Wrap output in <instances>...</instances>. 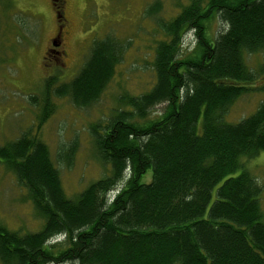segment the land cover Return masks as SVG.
<instances>
[{"label":"trees","instance_id":"16d2710c","mask_svg":"<svg viewBox=\"0 0 264 264\" xmlns=\"http://www.w3.org/2000/svg\"><path fill=\"white\" fill-rule=\"evenodd\" d=\"M160 9L156 2L147 13ZM216 20L223 29L212 35ZM158 28L165 39L155 51L153 88L122 96L113 116L91 127L108 177L69 198L33 130L0 147L44 220L25 235L0 226L1 264H264L261 188L243 162L264 152V102L237 124L225 120L240 98L264 93L255 86L264 65L246 63L264 52V0H189ZM189 34L194 48L185 54ZM128 48L113 35L96 39L71 82L54 88L58 78L47 79L38 130L53 113L52 95L77 108L98 102ZM75 151L66 150L68 167ZM148 171L151 182L142 183Z\"/></svg>","mask_w":264,"mask_h":264},{"label":"rangeland","instance_id":"374dc122","mask_svg":"<svg viewBox=\"0 0 264 264\" xmlns=\"http://www.w3.org/2000/svg\"><path fill=\"white\" fill-rule=\"evenodd\" d=\"M156 2H160L161 9L149 16L147 10ZM188 2L68 0L64 13L69 30L59 48L66 56H58L59 62H56L55 55L45 60L58 30L51 1L0 0V147L33 130L34 135L48 146L69 198L78 196L93 182L108 177L110 167L103 165L97 157L91 127L106 123L119 108L122 96H137L153 88L156 82L155 51L158 43L165 39L158 23L170 21ZM222 29L219 20L211 25L212 35ZM108 35L129 43V48L101 98L88 108H77L69 98L52 95L53 113L38 130L45 81L56 76L54 88L71 82L84 65L92 42ZM193 48V36L189 34L184 40L183 52L187 54ZM246 60L249 67L259 71L264 65V52L250 55ZM255 86H264V75ZM31 97H38L40 104L33 105ZM263 102L264 93L243 96L230 109L226 122H241L254 114ZM162 109V106L157 107L152 118ZM72 145H76V151L68 167L63 158ZM243 162L244 169L261 188L259 200L264 215V152ZM3 163L0 159V226L21 235L40 231L44 220L35 210L27 191ZM239 173L237 171L232 177ZM151 179L152 172L148 171L142 183H149Z\"/></svg>","mask_w":264,"mask_h":264},{"label":"flooded vegetation","instance_id":"af4514ba","mask_svg":"<svg viewBox=\"0 0 264 264\" xmlns=\"http://www.w3.org/2000/svg\"><path fill=\"white\" fill-rule=\"evenodd\" d=\"M55 8V16L57 19V32L54 40L51 43V47L47 50L45 60L49 57H53L55 55V61L59 62L58 56H66L65 51L62 53L59 52V48L65 39V35L68 34L69 30V22L65 16L64 10L68 3V0H50ZM63 12V13H62ZM63 14V15H62ZM62 66H65V63L60 61Z\"/></svg>","mask_w":264,"mask_h":264}]
</instances>
